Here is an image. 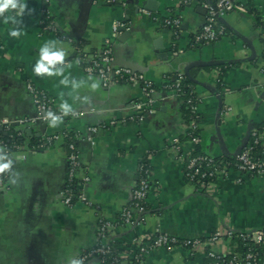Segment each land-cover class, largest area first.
Returning <instances> with one entry per match:
<instances>
[{
	"label": "crops",
	"instance_id": "1",
	"mask_svg": "<svg viewBox=\"0 0 264 264\" xmlns=\"http://www.w3.org/2000/svg\"><path fill=\"white\" fill-rule=\"evenodd\" d=\"M219 1L27 0L30 14L21 18L19 38L9 36L11 25L0 20V122L16 124L25 138V148L13 154L6 187H0V264H102L97 256H82L101 244L100 220L118 221L131 204L145 164L151 181L147 211H133L136 224L117 227L109 235L123 259L135 256L137 239H149L158 230L207 239L218 231L264 229V176L234 169L216 179L209 191L186 176L187 158L195 155L197 144L188 138L182 98L167 89L169 77L196 72L202 154L234 158L258 127L264 146V32L253 12L264 17V0H236L248 13L228 11L218 18L223 36L212 43L198 41L208 16L204 3ZM44 9L55 32L44 28ZM169 19H178L180 26L167 25ZM50 40L66 52V66L57 67H63L67 85L60 83L63 77L33 72L39 48ZM107 43L115 65L152 83L155 112L137 117L134 104L147 100L140 83L105 87L85 73L82 55L98 54ZM28 84L53 99L59 110L66 100L73 106L70 114L79 116L55 126L52 121L32 122L37 108ZM91 127L98 130L91 133ZM67 131L78 142V177L89 178L83 199L72 207L62 197L69 171L63 139L40 152L28 147L33 140ZM231 240L227 237L222 249L232 252ZM206 261L203 253L174 248L150 252L143 264Z\"/></svg>",
	"mask_w": 264,
	"mask_h": 264
},
{
	"label": "built area",
	"instance_id": "2",
	"mask_svg": "<svg viewBox=\"0 0 264 264\" xmlns=\"http://www.w3.org/2000/svg\"><path fill=\"white\" fill-rule=\"evenodd\" d=\"M203 2V0H201ZM204 7L208 10V16L206 24L203 28L201 35L197 37L198 41L205 43H212L217 41L223 34L224 30L218 25V18L224 16L228 11L236 10L243 13H248V9L237 3L236 0H220L216 4L204 3ZM44 21L43 25L46 30L55 32V28L50 19V13L47 9L43 10ZM167 25L174 26L178 28L180 26V21L178 19H169L166 21ZM217 26H219L217 28ZM217 28V29H216ZM81 67L85 73L89 76L98 77L105 87L113 83H119L124 81L127 83H140L142 85L143 91L147 96L145 102H138L134 104V108L137 112V117L139 114L147 111L150 113L155 112L153 94L155 89L151 82L146 80L143 75L135 73L128 67L117 66L114 63L113 51L110 43H107L105 48L98 54L85 55L83 54L81 60L79 61ZM182 73L179 74V79L176 81V85H168L167 88L170 92L181 98L182 94L179 89L180 83L182 81ZM29 94L31 95L33 102L37 108V117L33 121L50 122L51 119L48 117V112L52 111L56 116L62 117V119L68 118L69 116H79L78 114H68L64 115L61 110L57 109L54 100L48 97L43 91L36 88L33 84H28L27 86ZM190 105L191 112L196 114L198 117V105L192 104L191 100L187 101ZM139 113V114H138ZM135 117H129L127 120H135ZM25 121H21L20 124H24ZM112 125L117 124L113 121ZM198 123L193 121L189 126V132H194L198 130ZM15 126L12 122L2 121L0 122V133L9 130L11 127ZM98 130V127H91V133ZM252 136L255 143L261 142L260 133L257 129L252 131ZM65 134L62 136H49L44 138L41 148H45L52 143L63 139ZM195 144L201 142L200 138L193 137L191 139ZM1 144V143H0ZM20 150V147H17ZM175 149L178 151V144L175 145ZM6 150L5 146L0 145V154H4ZM37 152V149H31ZM71 152H68V181L73 179H78L80 184L78 185V191L76 194L69 188H66L62 192L63 202L66 206L72 207L75 201L83 199V187L89 182V178L85 177L83 179L78 177L79 161H78V150L74 145L70 146ZM12 161V158H7ZM236 159V169L239 172L247 173L251 175L264 176V158L255 157L252 153L250 147H245L241 150L235 157ZM13 166V161L11 171ZM234 170L230 162L221 160L217 162L213 157L208 155H192L187 158L186 162V176L203 191L211 190L212 183L219 177H226L228 174ZM143 171V170H142ZM146 175L141 177L133 191L131 204L123 209L120 214L118 221H111L106 219H101L98 227V236L101 239V244L99 247L87 251L83 256L82 260H87L91 257H99L101 263H105L109 256L112 254L113 245L109 243L110 233L117 227L125 225H135L137 220L135 218V210L145 213L147 211L145 201L147 199L148 193L151 187L150 175L148 171ZM8 176L5 174H0V187H6V181ZM66 187V186H65ZM235 234L233 232H221L218 231L214 233L211 237L207 239L202 238H179L176 236L169 235L168 233L158 230L153 237H155L151 242H146L148 239H137L135 241L138 251L134 258L137 260L138 264H143L144 257L150 252L158 249L171 250L174 248H182L187 250L191 255H196L203 253L206 256V264H264V258L261 259L257 253L252 251L246 254H237L233 251H227L222 249V244L225 239L233 238ZM239 237L245 242H251L256 244L264 245V232L263 230L258 231H246L240 233ZM152 238V237H151ZM119 257L112 258V264H119Z\"/></svg>",
	"mask_w": 264,
	"mask_h": 264
},
{
	"label": "trees",
	"instance_id": "3",
	"mask_svg": "<svg viewBox=\"0 0 264 264\" xmlns=\"http://www.w3.org/2000/svg\"><path fill=\"white\" fill-rule=\"evenodd\" d=\"M251 11H252V8H251ZM253 12L256 14L257 26L259 28H262L263 32H264V17L260 16L259 13H257V11H255V10H253ZM218 25H219V23H218ZM219 26H217V28ZM195 73L196 72L194 70L183 72L182 73L183 78H182V81H181L180 86H179V89H180L181 94H182L181 98L184 102L183 105H184V108L186 111V119L188 121V124H191V122H193V121H195L199 124L200 119H201L200 114L198 113V117L196 116V114H193L191 112L190 105L187 104L188 100H191L192 104H195V105L199 104V97L197 96L196 91H195L196 84L194 83V80H193ZM178 79H179V74H175V75L169 77V82L167 84L172 85V86L176 85V81ZM168 90L170 91V89H168ZM155 92H156V89H155ZM153 96H154V94H153ZM256 129L259 133L262 130V128H260V127L256 128ZM64 134H65V137L63 138V142H64L65 149L68 152H71V150H70L71 145H74L76 148H78V142L76 140L75 134L71 131H67ZM188 135H189L188 136L189 139H192L193 137H197V138L201 137L199 128H198V130H196L194 132L190 131L188 133ZM44 140L45 139L33 140L28 146L29 149H37L40 152V151L46 150L47 148L53 147L55 145V142H54L51 145L46 146L45 148H41L40 146L43 144ZM0 143H1L0 144L1 146H5V148H6V150L4 151V154H0V155L5 156L7 158L13 157V154L18 151L17 147H20L21 149L25 148V138L23 137V134H21L19 131H17V129L14 126L11 127L9 130L3 131L0 133ZM199 144L196 145L195 155H197V156L204 155L200 152V145ZM246 147H250L252 149V153H253V155H255V157L264 158V146L262 145V142L255 143L253 136H251V139H250V141ZM214 159L217 162H219L221 160L230 162L231 166L234 169H236L235 157L231 158V159L230 158H222V159L221 158H214ZM147 166L148 165L145 164V166L142 168L143 171L140 174V178L146 175L145 173H146V171H148ZM5 175H7L9 177L10 172L5 173ZM79 184H80V181L78 179H73L72 181H67L66 187L64 189L69 188L71 191H73L76 194V192L78 191V185ZM263 232H264V229H263ZM154 238L155 237L149 238L148 240H146V242H151ZM231 239H232L231 240V246L233 247L234 253L246 254L247 252L252 251L254 253H257L261 259L264 258V245L251 243V242H245V241L240 239L239 234H235V236ZM116 256L119 257V261H120L119 264H138L137 260L134 257L130 258V259H123V257H121V253L115 247H113L112 254L109 256L107 261L103 264H112V258L116 257Z\"/></svg>",
	"mask_w": 264,
	"mask_h": 264
},
{
	"label": "clouds",
	"instance_id": "4",
	"mask_svg": "<svg viewBox=\"0 0 264 264\" xmlns=\"http://www.w3.org/2000/svg\"><path fill=\"white\" fill-rule=\"evenodd\" d=\"M29 12L27 0H0V20L4 24H10L8 35L13 38H19L23 34L21 18ZM66 66V52L59 46L57 41L50 40L45 42L39 48V57L33 65V72L39 77H63L61 84H69L68 77L64 75L63 67ZM73 87L77 85L73 81ZM95 87V85H94ZM64 115L72 113L73 106L66 100L59 105ZM48 117L51 119L53 126L62 120V117L56 116L54 112L49 111ZM12 161L7 157L0 155V174H5L11 168Z\"/></svg>",
	"mask_w": 264,
	"mask_h": 264
},
{
	"label": "water",
	"instance_id": "5",
	"mask_svg": "<svg viewBox=\"0 0 264 264\" xmlns=\"http://www.w3.org/2000/svg\"><path fill=\"white\" fill-rule=\"evenodd\" d=\"M150 9V7H148ZM123 67H126V66H123ZM16 125V124H15Z\"/></svg>",
	"mask_w": 264,
	"mask_h": 264
}]
</instances>
